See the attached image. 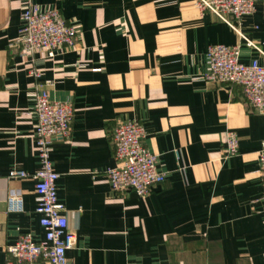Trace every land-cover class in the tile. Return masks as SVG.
Wrapping results in <instances>:
<instances>
[{
    "label": "crops",
    "instance_id": "0c3cea01",
    "mask_svg": "<svg viewBox=\"0 0 264 264\" xmlns=\"http://www.w3.org/2000/svg\"><path fill=\"white\" fill-rule=\"evenodd\" d=\"M56 7L79 31L78 47L47 56L11 48L23 0H0V264L21 235L44 238L34 182L35 93L73 108L71 132L54 139L50 160L57 199L76 234L73 264H264V202L257 151L264 114L239 90L208 80L214 44L241 43L240 61L264 66V0L230 25L193 0H33ZM38 72L35 76L33 72ZM123 120L145 130L144 146L167 173L147 196L115 192L111 135ZM234 134L237 153L226 156ZM22 191L23 210L7 196Z\"/></svg>",
    "mask_w": 264,
    "mask_h": 264
},
{
    "label": "built area",
    "instance_id": "2783aa9c",
    "mask_svg": "<svg viewBox=\"0 0 264 264\" xmlns=\"http://www.w3.org/2000/svg\"><path fill=\"white\" fill-rule=\"evenodd\" d=\"M255 1L193 0L202 11L210 12L230 25L249 47L254 45L239 33L236 23L254 11ZM21 18L23 24L19 35L10 47L18 49L23 55L45 52L47 56H53L79 45L78 28L68 22L56 7L42 9L33 0H23ZM240 56L241 43L211 45L206 53L208 70L205 77L235 87L249 107L264 114V66L256 59L243 63ZM33 74L38 76L36 71ZM33 112L36 116L33 137L39 168L34 172L13 170L8 178L34 182L35 211L40 215L39 223L45 234L38 241L28 234L21 235L15 244L5 247L12 259L1 264H73L66 252L74 247L77 238L68 227L64 205L57 199L58 174L50 160L52 141L66 139L70 135L73 108L68 102L50 99L44 88L35 93ZM144 137L145 130L138 121L123 120L115 126L111 139L116 164L104 172L113 191L131 190L143 197L166 178L167 173L157 167L158 155L144 146ZM237 147V137L228 134L225 155H235ZM256 155L264 202V140ZM7 206L9 211L23 210L20 189L11 190Z\"/></svg>",
    "mask_w": 264,
    "mask_h": 264
}]
</instances>
